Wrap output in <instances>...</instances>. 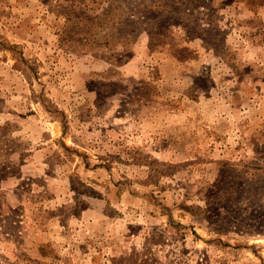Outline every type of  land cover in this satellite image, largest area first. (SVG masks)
Listing matches in <instances>:
<instances>
[{
    "label": "rangeland",
    "instance_id": "rangeland-1",
    "mask_svg": "<svg viewBox=\"0 0 264 264\" xmlns=\"http://www.w3.org/2000/svg\"><path fill=\"white\" fill-rule=\"evenodd\" d=\"M0 264H264V0H0Z\"/></svg>",
    "mask_w": 264,
    "mask_h": 264
}]
</instances>
